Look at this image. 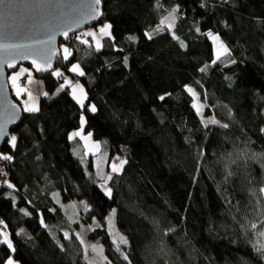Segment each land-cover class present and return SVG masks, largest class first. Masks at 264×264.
I'll list each match as a JSON object with an SVG mask.
<instances>
[{
    "label": "trees",
    "instance_id": "16d2710c",
    "mask_svg": "<svg viewBox=\"0 0 264 264\" xmlns=\"http://www.w3.org/2000/svg\"><path fill=\"white\" fill-rule=\"evenodd\" d=\"M101 3L98 26L110 24L112 37L99 46L80 32L61 39L72 53L64 59L62 45L49 71L35 73L47 91L38 110L15 98L24 116L15 146L10 139L0 152L12 157L2 159L0 184L12 255L19 264H91L84 245L65 236L80 230L103 245L107 264H264L256 251L264 223V0ZM175 7L176 27L161 30ZM211 34L228 49L220 59ZM75 63L84 75L71 71ZM59 67L83 85V105L54 74ZM195 101L217 123L206 124ZM83 114L105 151L127 157L110 197L92 161L76 153L81 141L72 132ZM79 202L87 207L77 206L74 222L63 205ZM113 210L127 244L109 229Z\"/></svg>",
    "mask_w": 264,
    "mask_h": 264
},
{
    "label": "water",
    "instance_id": "95a60500",
    "mask_svg": "<svg viewBox=\"0 0 264 264\" xmlns=\"http://www.w3.org/2000/svg\"><path fill=\"white\" fill-rule=\"evenodd\" d=\"M93 6L94 0H0V152L24 116L10 75L21 65H31L35 73L48 72L61 52V39L67 42L98 25L101 0L94 19Z\"/></svg>",
    "mask_w": 264,
    "mask_h": 264
},
{
    "label": "rangeland",
    "instance_id": "374dc122",
    "mask_svg": "<svg viewBox=\"0 0 264 264\" xmlns=\"http://www.w3.org/2000/svg\"><path fill=\"white\" fill-rule=\"evenodd\" d=\"M177 20H178V16L176 15V13L174 11L171 12L170 14L165 16L164 19H162V24L160 26V29L161 30H163L165 28L173 29L174 27H176V24L178 22ZM105 25H110V24L105 23V24H101L99 26L97 25V26L92 27V28L90 27L87 30L80 32V34L78 36H79V38L86 40L88 42V44H91V43L94 44V42H95L99 46L101 44V39L103 37H112L111 26H110V28L106 29V31L109 33L108 35H104L103 33H101L100 30ZM88 33H94V35H88ZM213 37H218V39H213ZM210 38L215 44V51H216V57H217L218 51L223 52V48L221 47V45H223L225 47H226V45L218 35L211 34ZM61 43L62 42L60 41L59 48H61V46L63 45ZM62 47H63V52H64V49L67 48L69 50V52L72 53V48L70 46L68 47V46L63 45ZM63 54H65V52ZM52 65H53V63L51 64V66ZM74 65H79V64L75 63ZM79 67H80V65H79ZM22 70H24V71H22ZM80 70L82 71V68H80ZM57 71L61 75H59V76L56 75V76L57 77L61 76L62 79L64 80L62 83L63 88H66L67 90H69L71 92L72 91L71 90L72 85H77L78 88L75 86L74 90L79 91L81 93V95L84 94V92L81 91L83 85L79 82V80H73L72 78L68 77L66 75V73L60 67L56 68V70L54 71V74ZM13 77H17L15 82H13V79H12ZM10 80L12 82L11 87H13L12 92L15 93V97L17 99H19L21 102H24L27 108H31V107L39 108V106H40L39 101L41 98H43L44 96L47 95V91L45 89V82L39 76L37 77L35 75L34 70H32L28 65L27 66L21 65L16 70L15 73L11 74ZM10 80H9V82H10ZM18 92H19V96L17 94ZM203 105H204L203 103L201 104L198 102L196 103V101L194 102V106H195L197 112L199 113V116L202 118V120L206 124H213V123H211V121H213V120L216 121V119L214 117L206 116L204 114V106ZM83 117H84L85 123L83 125H81V127L79 129L73 130V132H72V133H77V132L80 133V135H76V136L72 135V137L79 138V140L81 141V147L76 153L78 155H80V157L83 159L85 165H87L90 160L92 161V165H94L95 173L99 178V183L103 187V189L106 191V189H111V185H110L111 180L123 172L127 163L123 164L120 172H113L112 171V165L116 164L117 166H120V161L123 160V161L127 162V157H126V155L119 154V153L117 155L112 156V155H110V153L105 151V147H104L103 143L101 142V140L97 139L93 135V133H87L85 131L87 122H86V116L84 114H83ZM11 136H15L16 140H17V136L15 133H13ZM10 142H11V140H10ZM5 168H6L5 163L3 162L2 159H0V184L6 181L5 178L7 176V174H6L7 170ZM109 176H111V179H109ZM111 192H112V189H111ZM79 204L83 205L84 207H87L84 202H79L77 204L73 203V204H69L66 206L63 205V208L68 213L67 215L70 216V220H73V221L76 220L75 217L77 216V213L79 212V209L77 208V206ZM115 212H116V210H115ZM115 212H114V215L110 219L109 229L112 232L117 233L118 237L120 238L123 235L119 234L120 232H119L118 228L116 227L117 225H116ZM74 222H76V221H74ZM0 223H1V221H0ZM1 225L2 226H0V232H1L2 236L0 238V241H3L4 235L7 234L8 239L12 243L11 235L8 232V230L6 229L5 224L2 222ZM254 225L257 226V224H254ZM88 228L90 229L91 225L88 226ZM79 231L74 232L71 230H67L66 231L67 237L71 238V239L73 237H76V240L80 241L81 245H84V248L86 251V258H87L88 262H90L91 264H107L108 261H107L106 252H105L106 250H104L103 245L102 244L96 245V244L90 243V242L88 243V240H86L85 235L82 233V231H80V232ZM258 233H259V237L257 238L256 243L259 244L260 246H262V245H264V235H261V233H264V223L261 225V228L259 229ZM93 246H95V248L97 249L96 251H93ZM12 252H13V244H12V249H10L6 243H0V258H4L5 262L7 264L9 257H11V259L14 261V264H19L16 261V259L14 258V256L12 255Z\"/></svg>",
    "mask_w": 264,
    "mask_h": 264
},
{
    "label": "snow or ice",
    "instance_id": "6c2138e0",
    "mask_svg": "<svg viewBox=\"0 0 264 264\" xmlns=\"http://www.w3.org/2000/svg\"><path fill=\"white\" fill-rule=\"evenodd\" d=\"M99 4H100V0H94V6L92 8L93 15L91 16V18H93V19L96 18V15H99L100 14L98 12L97 8L95 7V6L99 5ZM173 11L175 12L176 10L174 9ZM108 28H110V25H105L103 28H101V30H100L101 33H103L104 35H108L109 33L106 31V29H108ZM64 35L67 36V32H65ZM88 35H94V33H88ZM148 38L151 39V36L149 35ZM130 39H133V38L130 37ZM213 39H218V37H213ZM221 47L223 48V52H219L218 51L217 57H216L217 59H220V56L221 55H223V54H225V53L228 52V49L225 46L221 45ZM64 52H65L64 59H67L68 56L71 53L69 52V50L67 48L64 49ZM213 63H215V61H213ZM33 64H36V61L35 60H33ZM9 66H11V65H9ZM37 68L39 70V65H37ZM205 70H206L205 68H202L201 69V71H205ZM22 71H24V70H22ZM71 71L78 72L79 75H84L83 71L80 70L79 65H73L72 68H71ZM55 75L59 76L61 74L57 71L55 73ZM12 79H13V82H15V80L17 79V77H13ZM81 91H83V90L81 89ZM188 91L189 92H192L193 90L191 88H188ZM17 94L19 95V92ZM193 95H195V93H193ZM161 99H163V97H161ZM79 102L81 103V105H83V101L82 100L79 101ZM37 110L38 109H36L35 107H31V108H27L26 109V111H29V112H34V111H37ZM91 111H93V112L96 111L94 105L91 107ZM84 123H85V120H84V117L82 116L81 117V124L83 125ZM211 123H217V122L213 120V121H211ZM223 127L226 128L228 126L227 125H223ZM0 135H2V133H0ZM72 135L73 136H76V135H80V133L77 132V133H73ZM15 141H16V137L15 136H12L11 137V143H12L13 147L15 146ZM0 159L11 160L12 157L9 156V155H2V156H0ZM124 163H126V161L121 160L120 161V166H117L116 164H113L112 165V171L113 172H120ZM109 179H111V176H109ZM9 187H12V185H9ZM262 191H264V189H262ZM111 194H112L111 189H106V195H108L110 197ZM114 212H115V210H113V215H114ZM255 227H256V225L253 224L252 225V228H255ZM261 235H264V233H261ZM65 236L67 237V233L65 234ZM119 241H120L121 244H127L128 243L127 239L124 238L123 236H121L119 238ZM0 243H6L8 245V247L10 249H12V243L8 239L7 234L4 235V240L3 241H0ZM117 249L119 250V245H117ZM96 250L97 249L95 248V246H93V251H96ZM13 251H14V249H13ZM256 251L257 252H262V254H264V245H262L260 248H257ZM124 258L127 259V256L125 255ZM7 264H14V261L11 259V257H9V259L7 261Z\"/></svg>",
    "mask_w": 264,
    "mask_h": 264
},
{
    "label": "crops",
    "instance_id": "0c3cea01",
    "mask_svg": "<svg viewBox=\"0 0 264 264\" xmlns=\"http://www.w3.org/2000/svg\"><path fill=\"white\" fill-rule=\"evenodd\" d=\"M177 9V7H175V10ZM173 12V11H172ZM171 13V12H170ZM170 13H168V14H170ZM175 13H176V15L178 16V10H176L175 11ZM74 80V79H73ZM10 82H11V80H10ZM11 86H12V82H11ZM75 86L78 88V86L77 85H72V88H71V93H72V95H73V97L75 98V100L76 101H78V103L79 104H81L79 101H83V103L86 101V91L84 90V88L82 87V90H83V92H84V94H82L81 95V93L79 92V91H77V90H74L75 89ZM12 90H13V87H12ZM14 93V92H13ZM15 94V93H14ZM82 97H81V96ZM19 96V95H18ZM21 103H23V105H24V107H25V109H27V107H26V105H25V103L24 102H21ZM36 109H38V108H36Z\"/></svg>",
    "mask_w": 264,
    "mask_h": 264
},
{
    "label": "built area",
    "instance_id": "2783aa9c",
    "mask_svg": "<svg viewBox=\"0 0 264 264\" xmlns=\"http://www.w3.org/2000/svg\"><path fill=\"white\" fill-rule=\"evenodd\" d=\"M6 178H7V176H6ZM6 178H5V180H7Z\"/></svg>",
    "mask_w": 264,
    "mask_h": 264
},
{
    "label": "bare ground",
    "instance_id": "6f19581e",
    "mask_svg": "<svg viewBox=\"0 0 264 264\" xmlns=\"http://www.w3.org/2000/svg\"><path fill=\"white\" fill-rule=\"evenodd\" d=\"M9 80H10V77H9Z\"/></svg>",
    "mask_w": 264,
    "mask_h": 264
}]
</instances>
